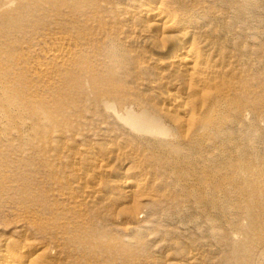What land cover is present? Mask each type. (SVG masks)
Here are the masks:
<instances>
[{
    "label": "rangeland",
    "instance_id": "obj_1",
    "mask_svg": "<svg viewBox=\"0 0 264 264\" xmlns=\"http://www.w3.org/2000/svg\"><path fill=\"white\" fill-rule=\"evenodd\" d=\"M136 2L171 16L167 39L209 79L151 55L165 42ZM214 101L215 127L197 129ZM145 112L166 135L127 124ZM0 255L264 264V0H0Z\"/></svg>",
    "mask_w": 264,
    "mask_h": 264
},
{
    "label": "bare ground",
    "instance_id": "obj_2",
    "mask_svg": "<svg viewBox=\"0 0 264 264\" xmlns=\"http://www.w3.org/2000/svg\"><path fill=\"white\" fill-rule=\"evenodd\" d=\"M133 9L134 11L140 10L139 15H136V17L134 18V22H136L139 25H142L144 22L146 23L148 20L149 22H151L150 23L151 28L150 27L147 28V29L150 28L151 30L148 31L145 29L146 31H144V33L146 32L147 34L146 37L153 40H159L165 42L164 43L165 45L164 46L162 45L159 49H150L151 55H154L156 57L155 59L159 60L160 64L162 63L164 67H166L171 71H174L175 73L180 75L181 78L187 77L202 81H204V79H209L210 73L206 72V69L198 65V60L193 54L190 45H186V43L180 42L179 39L176 37L167 39L168 36H166L165 33H167L172 22L171 16L169 14L161 11H156V9L152 10V8L149 6L143 7L141 6L140 3L137 2L134 3ZM112 80L114 82L115 79L112 78ZM181 86L182 84H180L179 89L182 92L183 88ZM161 100L166 104V107L169 110H172L174 113L182 116L184 121L188 120L192 116L194 108L191 105L184 103V101L181 98H176L172 94L164 93V95L161 96ZM213 103L214 104L216 103L214 107L205 108L203 114L200 115L198 119V123H194L197 124L196 125L197 129L199 127L201 129L208 128L211 126L215 127V121L217 120L216 115L219 113L221 108L217 106L218 101H214ZM227 109L229 111L231 110V112H235V108L231 106H229ZM126 117H127L126 118L127 124H129L134 129L139 130L140 132L147 134H155L157 136L166 135V131H164L163 128L159 126L157 120L154 119V117L148 115L146 112L138 117H134L128 113L126 114ZM130 185L135 188L140 187L139 183L135 185L126 183L123 184L121 188L127 189ZM2 252H4L5 255H7L8 257L9 255L8 253L10 251L7 252L3 250ZM23 253H25V251ZM27 256L28 255L21 254L20 258L24 259L25 257L27 258ZM39 256L40 254H37L36 256L27 260V262L28 261L30 262L32 260H39L40 259ZM38 262L39 261L34 262V264Z\"/></svg>",
    "mask_w": 264,
    "mask_h": 264
}]
</instances>
